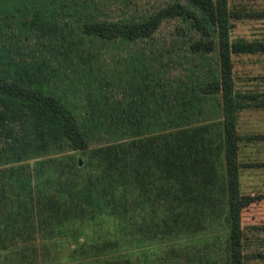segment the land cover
<instances>
[{
  "label": "rangeland",
  "instance_id": "rangeland-1",
  "mask_svg": "<svg viewBox=\"0 0 264 264\" xmlns=\"http://www.w3.org/2000/svg\"><path fill=\"white\" fill-rule=\"evenodd\" d=\"M62 1L71 2L75 10L57 12L55 16L58 34L45 39L41 34L30 38L25 28H21L19 24L23 23L20 16L17 24L22 37L18 39L23 42L17 44L15 40H10L7 45L13 52L14 61L28 56H33L38 61L42 60V56L47 57L49 65L57 70L53 76L57 78L56 93L62 99L64 107L78 114L77 119L84 112V103L90 99L94 105H102L103 102L112 104L107 109H112L116 121L113 125L123 124L122 127L127 128L126 116L137 114L140 117L142 108L152 113L168 106L167 103L161 105L158 100L161 91L172 95L178 83L193 77L194 72L205 75V66L200 67L199 60L188 52L189 43L196 40L198 35L191 30L189 22L182 18L163 19L151 38L143 40H126L122 37L102 39L81 29V24L88 21L137 23L173 3L186 5L185 1ZM8 12L5 10L4 13L10 16ZM13 27L16 29L14 21ZM14 28L12 31H15ZM6 32L10 34V29ZM25 36H28V41L23 40ZM211 63L203 64L208 66ZM212 67L215 69L214 65ZM162 78L164 81L160 83ZM239 85L240 82H237L236 86ZM197 96L194 101L197 106L194 111L196 114L192 116L188 112L193 111L192 109L185 112L191 122L187 125L176 128L168 124L166 131L149 135L145 133L136 138L114 137L110 141H93L87 148L78 151L71 149L72 145L67 142L69 140L63 139L61 153L13 165H0V264H13L17 249L29 244V241H24L28 237L35 239L32 250L38 260L37 264H90L97 259L100 261L111 256L128 259L133 264H232L228 230L223 219L226 210L214 202V186L204 187L208 180L196 177H179L174 181L169 178L171 169L168 166L159 169V172L153 166L150 172H144L143 168L149 159H154L152 150L156 146L151 145L164 141L168 150L166 157L175 149L181 152V145H187L186 152L188 147L198 145L201 160L202 148L205 152L207 147L211 151L215 150V125L210 124L207 133L205 127L201 126L206 119L214 120L220 113L219 98H204L199 94ZM182 100L180 96V105H183ZM93 109L98 111L99 107L94 106ZM171 111L170 108L166 109L168 117L178 119ZM203 117L205 120H202ZM8 140L0 137V145ZM118 146L126 148L129 156L133 152L131 157L135 161L134 166L139 168L140 184L149 182L142 175L156 176L155 180L148 183L149 192L157 197V193H160L157 186H163L167 192V196L160 194L168 202L164 201L163 206L157 207L162 212L151 220L155 224L166 221V225H158V232L167 231L166 234H151L150 237L136 235V226L132 227L127 219L106 213L102 215V212L96 213L94 221L80 229L82 236L78 241L70 236H63L50 243L40 239L41 233L38 230L31 234L26 233L30 222L38 228L41 221L39 207L43 208L53 202L68 206L77 204H71L75 194L69 199L66 194L78 192L87 186L89 179L102 176L99 170L101 164L92 156H99L98 152ZM184 156L187 159V155ZM212 164L213 157L205 162V165L211 167ZM188 174L191 173L186 170L185 175ZM200 186L201 189L198 190ZM104 188L107 189V186ZM60 192L63 199L59 198ZM101 198L98 196L96 202L106 206L107 203ZM99 239L110 242L111 248L96 251L94 255L77 254L80 248L87 250L93 241ZM242 244L240 255L242 260L245 257L242 264L253 263L249 260L255 254L251 243ZM25 254L31 256L33 253L28 251ZM44 260L47 262H43Z\"/></svg>",
  "mask_w": 264,
  "mask_h": 264
},
{
  "label": "trees",
  "instance_id": "trees-1",
  "mask_svg": "<svg viewBox=\"0 0 264 264\" xmlns=\"http://www.w3.org/2000/svg\"><path fill=\"white\" fill-rule=\"evenodd\" d=\"M183 1L186 5L173 3L137 23L88 21L81 24L84 32L102 39L122 37L126 40H143L151 38L163 19L178 17L187 20L191 30L198 35L196 40L189 43L188 52L199 60L200 67L205 66V75L194 72L193 77L178 83L172 95L161 91L158 100L161 105L167 103L168 106L152 113L142 108L140 117H137V114L126 116L128 127L124 128L123 124L113 125L116 121L111 112L112 109H107L112 104L103 102L102 105H94L90 99L84 103V112L80 113L77 119L78 114L64 107L62 99L60 100L56 93L57 78L53 76L57 70L53 65L52 67L49 65L47 57L42 56L41 61L33 56L19 58L18 61L12 58L13 52L8 48L7 43L10 40H15L17 44L23 42L18 39L22 37L17 24L20 16L23 23L19 22V24L21 28H25L30 38H34L36 34H41L43 39L51 38L54 34H58L55 16L57 12L75 10L74 5L62 0H0V137L9 139L0 145V165H13L61 153L64 147L63 139L69 140L67 142L72 145L71 149L78 151L87 148L93 141H110L114 137L136 138L145 133L149 135L163 131L168 128V124L170 127L178 128L191 123L185 112L192 109L193 111L188 112L192 116L196 114L194 111L197 110V106L194 105V101L198 94L204 98L218 97L222 111L223 141L222 143L216 141L214 151L207 147L208 150L205 152L202 148L201 160L198 145L188 147L187 152L185 151L187 145H181V152L175 149L169 157H166L168 150L164 141L161 144L151 145L156 146L152 150L154 159H149L143 168L144 172H150L153 166L159 172V169L168 166L171 169L169 178L174 181L185 176L207 179L208 184L204 187L214 186L213 200L226 210L223 219L228 230L232 264H242L240 251L243 244L240 240L239 220L242 208L247 206L250 200L240 196L237 188L234 117L237 108L240 107V99L233 97L231 57L238 54L263 52L264 43L230 40L225 0ZM5 10L9 11L11 18L4 13ZM13 21L18 32L13 27ZM12 28L15 31H12ZM9 29L10 34L6 32ZM23 40L28 41V36H25ZM208 62H212L215 69L212 63L208 66L203 64ZM195 74L197 77H194ZM163 78L160 83L166 80ZM169 96H171L170 100H168ZM180 96H182L183 105L179 104ZM94 106L99 107L98 111L93 109ZM168 108L176 114L178 119L168 117L166 113ZM202 120H205L204 117ZM220 151H222V159ZM98 153L99 156L94 154L92 157L100 162L99 170L102 176L94 180L89 179L87 186L82 187L78 192L66 194L68 199L75 194L71 204H77L68 206L53 202L43 208L39 207V219H41L39 226L36 228L30 222L26 233L31 234L38 230L41 233L40 239L48 240L50 243L63 236H70L71 239L78 241V238L82 236L80 229L94 221L96 213L102 212V215L106 213L127 219L132 227L136 226V235L150 237L151 234H166L167 231L158 232L160 228L158 225H166V221L162 224L151 222L157 214L162 212L158 211L157 207L163 206L164 201L168 202L165 197H161V194L167 196L163 186L156 187L161 193H157V197L149 192L148 183L155 180L156 176L142 175L149 182L140 184L139 168L134 166L135 161L131 157L133 152L132 155L131 152L130 156L127 155V149L123 146L108 148ZM184 154L187 155V159ZM212 157L213 168L205 165V162L210 161ZM45 165L50 166V164ZM186 170H189L191 174L185 175ZM105 186L107 189L104 188ZM200 189L201 186L198 187V190ZM58 195L63 199L62 192ZM98 196L107 203L106 206L96 202ZM204 196L207 197L206 194ZM32 238L34 237L26 238L24 241H29V244L27 243L24 248L22 245L17 249L16 254L14 253L13 264L38 263L32 250L35 242ZM107 242V240H95L89 249L80 248L77 254L94 255L96 251L111 248L109 247L111 243ZM28 245H30L29 249ZM28 251L33 254L27 256L25 253ZM90 264L133 263L128 259L111 256L100 261L97 259Z\"/></svg>",
  "mask_w": 264,
  "mask_h": 264
},
{
  "label": "crops",
  "instance_id": "crops-1",
  "mask_svg": "<svg viewBox=\"0 0 264 264\" xmlns=\"http://www.w3.org/2000/svg\"><path fill=\"white\" fill-rule=\"evenodd\" d=\"M225 3L230 40L264 43V0ZM231 64L233 97L240 99L234 117L237 188L240 196L250 200L240 212V240L251 243L254 249L251 264H264V51L233 55ZM221 116L220 111L201 128L205 127L207 133L208 126L215 125L214 141L222 143ZM220 155L222 159V151Z\"/></svg>",
  "mask_w": 264,
  "mask_h": 264
}]
</instances>
